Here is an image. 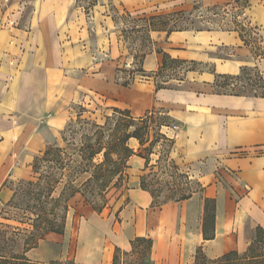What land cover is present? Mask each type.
Listing matches in <instances>:
<instances>
[{
  "label": "crops",
  "instance_id": "0c3cea01",
  "mask_svg": "<svg viewBox=\"0 0 264 264\" xmlns=\"http://www.w3.org/2000/svg\"><path fill=\"white\" fill-rule=\"evenodd\" d=\"M184 2L0 0V206L13 198L12 182L30 176L36 155L60 141L72 104L85 97L101 98L134 119L165 115L171 122L162 124V132L174 136L171 159L200 187L188 198L155 204L142 186L143 145L132 137L125 205L104 216L75 194L65 231L47 232L26 252L32 261L65 260L74 245L79 264H111L117 248L129 250L135 238L145 237L153 241L157 263L185 264L200 247L210 259L242 251L248 222L264 228V97L218 93L214 86L217 74L264 69V58L256 59L237 31L151 30L161 52L146 53L141 73L129 83L119 81L122 33L113 10L153 16L177 12ZM258 8L264 27V2ZM225 49L233 53L225 55ZM164 53L211 68L191 69L176 84L159 87L150 76L162 68ZM205 198L216 200L215 237L208 240Z\"/></svg>",
  "mask_w": 264,
  "mask_h": 264
},
{
  "label": "rangeland",
  "instance_id": "374dc122",
  "mask_svg": "<svg viewBox=\"0 0 264 264\" xmlns=\"http://www.w3.org/2000/svg\"><path fill=\"white\" fill-rule=\"evenodd\" d=\"M260 2L264 0H231L229 3L185 0L184 8L177 12L156 15H163L170 21L168 30L237 31L245 37L253 56L263 59L264 27L263 14L258 8ZM112 14L122 33L120 56H116V59H121V65L117 68L118 78L119 81L130 82L137 73H141V61L146 53L153 49L159 50L155 39L151 38L147 22L152 15L132 14L117 7ZM232 53L233 49H225L223 52L225 55ZM249 67H257L261 72L259 74L253 70L249 76L255 87L252 93L261 94L264 92V69L254 65ZM206 68L211 67L182 60L153 75L158 79H155L157 86L162 87L168 85L167 81L172 80V84H176V80H183L191 69ZM153 75L150 77L155 78ZM260 75L263 79H260ZM237 82L240 86V81ZM170 122L165 115H149L144 121H133L125 112L120 113L115 108L106 106L101 98L85 97L72 104L71 117L60 133V141L47 145L52 147V154L42 158L45 149L36 155L37 161L34 159L31 163L30 176L13 181V198L0 206V255L21 253L25 247V238L34 230V224L47 227L51 220L57 224L63 223L64 218L66 221L69 211L67 200L72 194L80 193L85 204H89L98 213H104V216L111 209H121L127 201L125 195L129 178L128 152L124 139L136 128L141 130V154L147 159V171L142 182L153 194L154 203L162 205L170 200L179 201L188 198L192 192L199 191L197 183L186 179L179 172L174 159H171L174 139L162 132V124ZM116 171L121 172L120 176ZM79 220L77 217L75 222V245ZM255 229L250 222L246 224L247 246L239 253L247 250L254 238ZM76 252V246L72 245L67 259L53 261L79 264L75 260ZM123 252H120L119 264H159L153 260L145 242L139 243L135 249L132 246ZM194 263L195 258L185 264Z\"/></svg>",
  "mask_w": 264,
  "mask_h": 264
},
{
  "label": "trees",
  "instance_id": "16d2710c",
  "mask_svg": "<svg viewBox=\"0 0 264 264\" xmlns=\"http://www.w3.org/2000/svg\"><path fill=\"white\" fill-rule=\"evenodd\" d=\"M157 19L159 21H156ZM147 22L151 30L167 31L168 33H170L173 30H176V29L168 30L170 21L163 15L151 16L150 18L147 19ZM156 24L160 26L157 27ZM240 35L242 40L245 42V44H247L245 37L242 34ZM180 62H181L180 60L173 59L169 57L166 53H164L163 66L160 69V72L166 70L172 64H178ZM253 70L257 71L259 74L261 73L257 67L252 68L249 66H244L241 68L240 73L237 75L217 74L214 82L215 90L218 93H228L234 95H254V96L264 97V92L261 94L252 93L255 87L251 84L252 80L249 76H250V72ZM260 79H263L262 76L260 77ZM233 80H236V83H233ZM237 81H240L239 82L241 83L240 86H238L239 84ZM125 83H129V82H125ZM230 87H232L231 90H228V88ZM116 111L120 113L125 112V114H127L130 118H132L128 111H123L120 109H116ZM144 119L145 118H140L137 120L144 121ZM132 120L134 121L135 119L132 118ZM132 137L139 139L141 143L143 142L141 130L136 128L133 132L128 133L124 139L125 149L128 152L127 158H129L133 154V150L127 145L129 139ZM57 151H61V150H57ZM51 154H52V147L49 145L46 148V150L43 152L42 158H47ZM36 168L37 165L35 162V171ZM116 172H118L117 174L120 176L119 173L121 172L119 171ZM142 186L144 187L143 182H142ZM73 195L74 194H72L70 198ZM98 210L101 211V209ZM215 213H216V200L213 198H205L204 218H203V235L205 240L213 239L215 237ZM38 218H40V215H38ZM33 226H34V230L29 232V235H27L25 238L24 250L21 253H12L11 255H0V264H64L62 262H56V261H51L48 263L32 261L27 257L26 252L32 248L37 247L39 242L41 241V239H43L44 235L47 232L53 231L57 233H63L65 231V226H66L65 218H64V222L61 224H57V222L54 223L51 220L50 224H48L47 227L46 226L42 227L36 224H34ZM141 242L147 243L149 251L152 250L153 241L145 237L135 238L132 241L133 249H135L137 245ZM120 252H123V250H120V248H117L115 250L112 259V264H119ZM123 253L125 254V252ZM194 264H264V228L262 226L256 227L254 238L244 253L241 254L238 251H231L218 258L210 259L203 253L200 247L197 249Z\"/></svg>",
  "mask_w": 264,
  "mask_h": 264
},
{
  "label": "built area",
  "instance_id": "2783aa9c",
  "mask_svg": "<svg viewBox=\"0 0 264 264\" xmlns=\"http://www.w3.org/2000/svg\"><path fill=\"white\" fill-rule=\"evenodd\" d=\"M153 76H155V75H153ZM152 78H154V77H152ZM155 79L158 80L156 76H155L154 80ZM156 80H155V82L157 84V81ZM168 128H170L173 132H176V131L179 130V125L178 124H171V125L168 126ZM166 135H168V134H166ZM168 137L169 138L171 137V139H174V136L168 135Z\"/></svg>",
  "mask_w": 264,
  "mask_h": 264
}]
</instances>
